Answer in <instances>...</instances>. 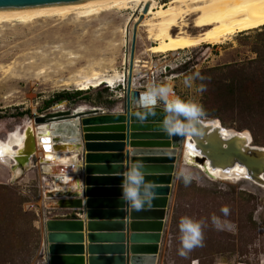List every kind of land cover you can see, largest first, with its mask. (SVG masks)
<instances>
[{"label":"rangeland","instance_id":"rangeland-1","mask_svg":"<svg viewBox=\"0 0 264 264\" xmlns=\"http://www.w3.org/2000/svg\"><path fill=\"white\" fill-rule=\"evenodd\" d=\"M134 13L112 11L90 18L74 14L0 26V138L6 140L29 118L61 102L63 109H123L126 85L118 79L116 88L103 84L80 90L78 83L96 71L103 76L128 71L125 58L131 53L132 25L128 45L124 30ZM195 17L185 18L191 34L203 31L195 26ZM179 32L180 28L173 30ZM152 44L146 27L139 28L136 58L141 62L133 74L135 90L171 85V98L198 101L207 113L205 120L220 119L229 128L249 131L253 144L264 146V27L175 55L150 53ZM188 76L193 77L190 85L185 84ZM191 169L196 178L190 185L176 179L158 264H264V187L249 179L213 180L200 168ZM46 179L41 182L36 175L25 187L21 176L14 180L0 163V264L46 263L45 223L68 214H61L63 208L51 201L42 203L52 196L44 189L52 183ZM224 206L230 209L227 216L220 211ZM213 215L221 218L219 228L212 224ZM185 216L205 221L204 240L203 246L180 256L179 225Z\"/></svg>","mask_w":264,"mask_h":264},{"label":"water","instance_id":"water-1","mask_svg":"<svg viewBox=\"0 0 264 264\" xmlns=\"http://www.w3.org/2000/svg\"><path fill=\"white\" fill-rule=\"evenodd\" d=\"M83 1L87 0H0V9ZM148 9L146 7L145 12ZM136 45L137 30L133 58ZM134 64L130 65V84L122 111L101 108L80 112L50 111L35 117L38 124L50 119L79 120L78 125L67 121L57 128L66 142L77 144L81 172L76 177L79 188L73 192L63 191L64 196L73 199H63L59 204L63 209L73 210L72 213L48 222L44 240V245L48 246L47 264H158L167 210L171 209V185L188 136L197 153H191L193 163L186 161L182 154V163L198 168L210 163L213 168L224 170L239 164L249 171L253 180L264 184V150L249 147L246 137L230 136L221 127L204 121L196 134L169 135L161 127L164 106L157 105L152 112L137 107L135 101L143 95L140 90L132 91ZM127 144L136 147L133 160L130 151L126 155L123 153ZM134 161L143 163L147 179L157 185L151 206L139 211L130 210L122 200L123 174ZM60 167L63 172L71 169ZM204 172L210 175L207 170ZM86 226L91 232L89 245H85Z\"/></svg>","mask_w":264,"mask_h":264},{"label":"bare ground","instance_id":"bare-ground-1","mask_svg":"<svg viewBox=\"0 0 264 264\" xmlns=\"http://www.w3.org/2000/svg\"><path fill=\"white\" fill-rule=\"evenodd\" d=\"M146 7L149 8L147 12H145ZM130 9L134 10L135 13L132 14L128 20L127 27L124 30L125 43L128 45L130 37L129 31L132 25L131 53L130 56L126 55L125 58L126 65H129L128 71L115 74L114 76H103L96 71L91 76H88L86 80L78 83L80 90H88L92 87L96 88L103 84H108L110 87L116 88V84L119 81L126 85L127 91L128 85L130 84V65L131 63H135V71L136 67L139 66L137 63L141 62L136 58V50L134 58L132 54L135 30H137L138 39L139 28L141 27H146V32L153 42L152 46L147 50L148 52H171L174 55L178 54L181 50L197 48L204 44H223L237 33L264 27V0H169V2L163 4H160L158 0H87L76 4L50 5L22 9H0V26L16 23L30 24L38 20L52 18L65 19L74 14L82 18H90L99 16L105 12H121ZM192 15L196 16L195 26L203 31L191 34L185 29V27H188L185 18ZM149 16L154 20H151V22L144 20ZM175 28H180V32L174 34L173 30ZM155 67L156 66L153 65L154 69ZM132 91H135L133 83ZM140 92L144 97L147 90H140ZM126 97L127 95L125 94V99ZM144 100L145 103L152 102L148 97H144ZM63 103L64 102L55 104L53 110L50 111L66 112L68 110H74L80 112L98 109L97 107L90 109L84 107L63 109L61 107ZM120 110L122 111V109ZM45 114L46 113L38 115L42 116ZM67 121L75 125L79 124V120L70 118L65 120L50 119L46 123L38 124L35 118L34 120L29 118L25 125H23V128L18 127L13 132H10L6 140L0 138V163H3L11 170L14 180L22 176L26 169L35 167L33 161L35 157H39L46 173H51L56 168L66 165L71 168L69 172L74 171L76 172V177L80 176L81 164L78 162L79 156L78 153H76L77 144L66 142L63 138L64 136L57 133L58 126L61 124L64 125ZM203 121L213 126L221 127L224 132L230 136H244L248 140L249 147L264 150V146L253 144V136L249 131H239L226 127L220 119H204ZM18 129L20 131H16ZM46 141L48 143H46ZM70 143L75 145H71ZM70 145L71 147H69ZM194 146V142L191 137L188 136L183 144V155L186 161H191V163L194 162L191 153H197L194 150ZM200 169L203 171L207 170L210 175L206 174L213 180L235 181L249 179L257 185L264 187V184L253 180L249 171L239 164L224 170L221 167L213 168L210 166V163H207L204 167L200 166ZM69 172L54 175L56 181L54 182L56 185H64L70 182L73 178L67 174ZM262 176L264 177V174ZM78 188L79 186L76 183V190ZM56 192H59V189H56ZM61 195L64 194L62 193ZM65 196L64 198L73 199L72 197ZM53 219L55 218H51L45 223V232H48V222ZM47 251L48 246L47 243H45V264H47Z\"/></svg>","mask_w":264,"mask_h":264},{"label":"clouds","instance_id":"clouds-1","mask_svg":"<svg viewBox=\"0 0 264 264\" xmlns=\"http://www.w3.org/2000/svg\"><path fill=\"white\" fill-rule=\"evenodd\" d=\"M192 76L185 79V84L190 85ZM204 91L203 88L200 89ZM144 97L150 98L151 103H145ZM144 97L138 98L136 106L146 112H152L153 109L163 103L164 117L161 121V127L169 135H190L196 134L206 118L207 113L204 106L194 99L184 100L179 97H172V88L168 84H153L149 87ZM176 178L183 181L188 186L196 178L195 173L190 166L185 165L176 173ZM122 200L125 205L134 210H142L146 206L150 207L156 198L155 182L148 180L144 171V165L140 161L130 162L123 174ZM224 216H227L230 209L224 206L220 209ZM212 224L220 227L221 218L213 215ZM204 220H194L185 216L180 220V256H187L190 251L198 246H203L204 240Z\"/></svg>","mask_w":264,"mask_h":264},{"label":"crops","instance_id":"crops-1","mask_svg":"<svg viewBox=\"0 0 264 264\" xmlns=\"http://www.w3.org/2000/svg\"><path fill=\"white\" fill-rule=\"evenodd\" d=\"M117 111H121L120 108H117ZM70 144L71 145H75V144H72V143H70ZM71 145L69 147H71ZM135 149H136V147H133V146L127 144L126 147H125V151L123 153L126 155L127 151H130L131 152L130 159L133 160L135 156H133L132 153H133V151H135ZM182 154L183 153L181 151L180 152V161H178L176 173L179 171V169L181 168V165H182V159H181V157L183 156ZM33 161H34L35 167L32 168V169L26 170L25 173H23V175L21 176V180L20 181L23 182L22 184H24L25 187H28L29 182L36 175L40 177L41 182H42V178H44V177L47 178L46 181L48 182L49 181L48 177H50V180H51L52 183H48V185H46L47 187H44V189H45L47 194L51 193L52 196H51L50 199H47L46 201H43L42 203L46 204V202H48V201L50 202L51 201L52 204H55L56 206H58L60 204L61 199H68V198H64V196H61L62 193L64 194V192H66V191L73 192V191L76 190V172L70 171L71 173L70 172L67 173L69 176H72V178H73L70 182H68V183H66L64 185H61V184L60 185H56V183H55L56 181L54 179V175H56L58 173H63L61 167H58L59 168L58 172L53 173V175L52 174L51 175H47V173L45 172V170L43 168V163L40 161L39 157H35L33 159ZM125 165H126V162H125ZM185 165H187V164H183V167ZM64 166H66V165H64ZM187 166L192 167L191 165H187ZM5 177H6V174H5ZM11 178H12L11 175H10V177H6V179H9V180H11ZM176 179L177 178H176V175H175V179L173 181V184L171 185L172 188H171V195H170V201H169V207L170 208L173 207V203H174V199H175V197H174L175 194L174 193H175ZM56 189H59V193L56 192ZM53 193H57L59 196H57V198H54L53 197ZM52 208H54V207H52ZM59 210L62 212L61 214H63V215L66 214V213H68V214L72 213V211H73V210L60 209V208H59ZM130 210H131V208H130ZM170 211H171V209L167 210V217H166V220H165V228L167 227V224L169 222V215H171ZM128 216H130L129 213H128ZM55 218H58V217H55ZM123 221L127 222L129 220H123ZM130 221H132V219ZM127 230L129 232L131 230L130 233H132V229H130V227H127ZM84 232H85V237H86L85 238V245H89L90 242H89L88 237H89V233H91V232L89 231V228L87 226H86ZM125 233H128V232H125ZM163 242H164V238H163V241L161 242L160 259H161V252H162V248H163Z\"/></svg>","mask_w":264,"mask_h":264},{"label":"trees","instance_id":"trees-1","mask_svg":"<svg viewBox=\"0 0 264 264\" xmlns=\"http://www.w3.org/2000/svg\"><path fill=\"white\" fill-rule=\"evenodd\" d=\"M223 123V122H222ZM224 126H226L224 123H223ZM227 127V126H226Z\"/></svg>","mask_w":264,"mask_h":264},{"label":"snow or ice","instance_id":"snow-or-ice-1","mask_svg":"<svg viewBox=\"0 0 264 264\" xmlns=\"http://www.w3.org/2000/svg\"><path fill=\"white\" fill-rule=\"evenodd\" d=\"M46 143H48V142L46 141ZM189 162H191V161H189Z\"/></svg>","mask_w":264,"mask_h":264},{"label":"built area","instance_id":"built-area-1","mask_svg":"<svg viewBox=\"0 0 264 264\" xmlns=\"http://www.w3.org/2000/svg\"><path fill=\"white\" fill-rule=\"evenodd\" d=\"M174 93V92H173Z\"/></svg>","mask_w":264,"mask_h":264}]
</instances>
